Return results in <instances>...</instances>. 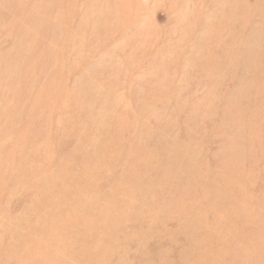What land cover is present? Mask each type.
<instances>
[{
  "label": "rangeland",
  "instance_id": "374dc122",
  "mask_svg": "<svg viewBox=\"0 0 264 264\" xmlns=\"http://www.w3.org/2000/svg\"><path fill=\"white\" fill-rule=\"evenodd\" d=\"M0 264H264V0H0Z\"/></svg>",
  "mask_w": 264,
  "mask_h": 264
}]
</instances>
